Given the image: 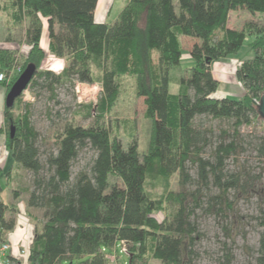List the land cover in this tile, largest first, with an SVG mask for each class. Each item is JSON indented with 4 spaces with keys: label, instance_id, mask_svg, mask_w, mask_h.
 I'll return each instance as SVG.
<instances>
[{
    "label": "trees",
    "instance_id": "obj_1",
    "mask_svg": "<svg viewBox=\"0 0 264 264\" xmlns=\"http://www.w3.org/2000/svg\"><path fill=\"white\" fill-rule=\"evenodd\" d=\"M174 1L128 0L115 22L107 24L95 22L98 0H11L14 20H28L26 64L36 67L30 90H45L53 101L56 87L66 83L102 87L92 124L83 127L66 121L53 136L56 152L49 146L45 160L40 156L39 133L31 124L30 105L25 104L24 115L17 120L11 115L13 108L4 109L7 151L31 174L27 207L39 211L42 220L33 231L26 264H116L118 257L110 262L108 249L120 242L127 247V264H146L149 259L196 264L195 248L201 239L197 210L226 216L240 201L252 198L258 207L255 219L264 228V129L254 103L264 93V26L227 27L231 11L264 15V0H176V5ZM40 18L46 20L49 52L66 61L60 73L38 70L45 58ZM182 37L195 41L189 51L191 63L185 65ZM246 43L252 54L235 72L245 94L213 97L218 81L211 64L238 56ZM15 59L14 52L0 48V74L8 73ZM175 69L187 76L172 77ZM124 76L134 79L136 96L143 98V117L151 124L143 155L136 141L124 148L111 139L102 122L119 96V79ZM171 82L179 87L175 94L169 92ZM12 84L3 79L0 88L9 90ZM202 118L228 125L216 134ZM247 127L252 129L244 133ZM259 128L261 135L256 133ZM46 140L41 142L47 144ZM83 149L93 151L91 165L72 178V163ZM248 151L259 162L255 169L243 159ZM188 166L195 169V177ZM175 173L179 191L165 198L173 211L158 222L153 214L162 202L147 195L146 182L167 180ZM111 177L119 183H111ZM1 178L2 173L0 192ZM14 211L0 201L1 240L15 226L8 217ZM6 260L24 264L11 256ZM231 260L227 254L224 264ZM254 262L264 264V232Z\"/></svg>",
    "mask_w": 264,
    "mask_h": 264
},
{
    "label": "rangeland",
    "instance_id": "obj_2",
    "mask_svg": "<svg viewBox=\"0 0 264 264\" xmlns=\"http://www.w3.org/2000/svg\"><path fill=\"white\" fill-rule=\"evenodd\" d=\"M127 1L99 0L96 20L104 21L107 24L114 23ZM174 3L176 5V0ZM0 6V48L14 52L16 57V62L13 67L8 73L4 72V79L8 84L11 82L14 83L19 77L18 75L22 67L27 65V58L30 52V46L25 39L28 20L26 18H22L20 21L14 20V10L11 5V0H0ZM40 19L42 21L40 46L41 48H45V50L42 48L45 53V58L40 63L38 70H50L54 73H60L66 61L65 59L55 57L49 52V47H45V42L49 45L47 24L44 18ZM250 23L257 26H264V15L251 14L245 9L231 11L229 13L227 27L241 30ZM180 41L184 53L191 49L194 42L193 39L187 37L180 38ZM251 54L246 43L245 47L238 53V56L230 57L229 59L231 60L226 63L222 62L219 65L221 69H214L212 73L217 78L219 85H225L231 80L232 85L240 88L241 84L236 80L235 72L239 64L248 56H251ZM152 57L153 62L157 64L158 54L156 51L153 52ZM183 60V65L187 64L185 58ZM225 64H229V66L226 67ZM223 68H228V71L223 70ZM171 75L174 78H179L187 76V73L175 69L171 71ZM75 83L76 81L70 84L66 83L63 86H57L55 91L57 98L53 101L49 100L47 91L42 89L30 90L27 88L16 100L11 110L13 119L17 120L24 115L25 104L30 105V120L32 126L40 136L38 146L42 160H45L48 155L49 146L52 152H56L52 145L53 136L54 133L62 129L66 121L73 125L87 127L92 124L97 116L100 95L96 102L78 103L74 93ZM119 85V96L111 109L103 115L102 122L109 131L111 139L114 138L120 141L124 148H127L134 140L137 143L140 155H143L148 149L151 131L150 120L143 117L145 109L143 98L136 96L135 82L132 77H121L119 79ZM177 87L178 85L176 83L171 82L169 92L173 94L177 93ZM8 91L6 86L0 88L1 154L9 153L6 148L9 127L6 126L4 118L5 97ZM213 97H218L219 99L221 98V94L215 92ZM202 119L206 126L211 125L215 128L216 134H218L220 128H226L228 125L226 122L209 121L206 118ZM262 125L261 128L264 129V121ZM251 129L250 127L244 128L243 132L246 133ZM262 129H257L256 133L261 135L260 131ZM42 139H47V144H43L41 142ZM93 157L94 153L91 149H83L72 163V178H74L79 170L83 168L88 169ZM243 159H248V165L252 169L258 167L259 162L254 153L250 151L246 152ZM3 165L4 163L0 164V173L3 171ZM188 168L190 176L195 177V169L189 166ZM14 172V174L6 175H10L7 177L6 186L11 187V189H16V193H28L31 174L22 168H18ZM110 181L111 183L115 181L119 183V180L112 177ZM179 188L178 173L171 175L167 180H147L145 185L147 195L152 200L162 202L161 208L153 214L158 222L170 217L173 208L165 202V198L172 192H178ZM15 214L16 210L8 217L13 218ZM25 214L29 217V221L32 223L34 229L41 226L42 220L39 211L30 210V212L28 211ZM256 216H258V207L256 200L253 198L247 202L240 201L234 208V212L228 213L226 216H219L212 212L197 210L196 224L199 228L201 239L195 248L197 252L196 264H224L227 254L231 256V264H255L254 259L256 257L259 236L264 232V228L259 225V220L255 219ZM120 248L121 245L118 243L113 248L108 249V251L119 258L120 262L116 264H127L129 257L126 254L120 253ZM108 259L110 262L113 261V258L109 256ZM75 262H78V260H75ZM146 264L160 263L149 259Z\"/></svg>",
    "mask_w": 264,
    "mask_h": 264
},
{
    "label": "crops",
    "instance_id": "obj_3",
    "mask_svg": "<svg viewBox=\"0 0 264 264\" xmlns=\"http://www.w3.org/2000/svg\"><path fill=\"white\" fill-rule=\"evenodd\" d=\"M98 4H99V0L97 3V7L95 10V22L96 23H105L104 21H97V9H98ZM195 43V41L193 42V44ZM192 44V45H193ZM48 46V44L45 42V47ZM43 48V47H42ZM43 50H45V48H43ZM190 51V50H189ZM189 51H186L182 57V62L184 61L183 58H185V61L187 64L191 63V58L189 56ZM231 59L226 58V59H222L216 62H213L211 64V71H213L214 69H221L219 68L221 65V63H226L228 61H230ZM226 67L229 66V64H225ZM223 70H227L228 68H223ZM213 74V73H212ZM213 77L217 80V78L214 76ZM218 81V80H217ZM231 80L230 82H227L225 85L220 86L219 82H218V88L217 91L218 93L221 94V98L222 97H231V98H240L245 94V91L242 87V85H240L241 87H237L235 85L231 84ZM179 90V87H177V92ZM218 98V97H217ZM1 122V121H0ZM3 171H2V178H1V184H2V191L0 192V201L7 206H12L15 208L16 210V214L13 217V219L15 220V226L14 228L5 233L3 235L4 240L8 241L10 243V245L12 246V250L11 252L7 255V256H11L15 259H18L20 261H22L24 264H26L24 257H19L20 251L21 250H26L29 252V249L31 247L32 244V238H33V225L32 223H30L29 221V217L27 216L28 211L30 212V210L33 209H29L27 207V199H28V194L29 193H25V192H18L16 193V189H11V187L6 186L7 185V177H9L11 174H14L16 170H18V167L14 161L11 158V155L9 153H5V154H1L0 153V164H3ZM7 174H10L9 176H6ZM8 188V189H7ZM16 196V198L14 197ZM37 211V210H35ZM10 214H8L9 216ZM27 253V252H26ZM119 258H118V262L119 263Z\"/></svg>",
    "mask_w": 264,
    "mask_h": 264
},
{
    "label": "built area",
    "instance_id": "obj_4",
    "mask_svg": "<svg viewBox=\"0 0 264 264\" xmlns=\"http://www.w3.org/2000/svg\"><path fill=\"white\" fill-rule=\"evenodd\" d=\"M240 65V64H239ZM4 79V74H0V81ZM102 92V87L98 83H82V82H76L75 87H74V93L75 97L78 101V103H86V102H96L98 96ZM254 103L257 105L259 101L254 100ZM121 245L120 248V253L126 254L127 255V247L124 242L119 243ZM12 246L10 243L6 240H1L0 239V264H7V255L11 252ZM27 252V253H26ZM29 252L26 250H21L19 257H24L25 262L28 258ZM113 258L112 260L115 261L116 255H113L112 253L109 252V255L107 257Z\"/></svg>",
    "mask_w": 264,
    "mask_h": 264
},
{
    "label": "water",
    "instance_id": "obj_5",
    "mask_svg": "<svg viewBox=\"0 0 264 264\" xmlns=\"http://www.w3.org/2000/svg\"><path fill=\"white\" fill-rule=\"evenodd\" d=\"M36 72V67L33 64H28L24 71L19 75L17 80L12 84L5 97V108H13L15 101L28 88L32 78ZM261 119L264 121V93L261 95L259 103L256 105ZM14 136V128H11L10 137Z\"/></svg>",
    "mask_w": 264,
    "mask_h": 264
}]
</instances>
